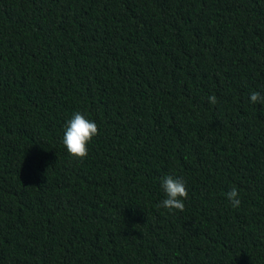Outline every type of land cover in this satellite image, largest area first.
Masks as SVG:
<instances>
[{"label": "trees", "instance_id": "1", "mask_svg": "<svg viewBox=\"0 0 264 264\" xmlns=\"http://www.w3.org/2000/svg\"><path fill=\"white\" fill-rule=\"evenodd\" d=\"M253 91L264 0H0V264H264ZM77 111L98 126L83 161Z\"/></svg>", "mask_w": 264, "mask_h": 264}, {"label": "clouds", "instance_id": "2", "mask_svg": "<svg viewBox=\"0 0 264 264\" xmlns=\"http://www.w3.org/2000/svg\"><path fill=\"white\" fill-rule=\"evenodd\" d=\"M207 99L213 105L217 102L215 95L209 96ZM250 101L252 103H264V96L259 92L253 91L250 93ZM97 135V124L77 111L66 123L63 145L72 158L83 161L88 155L89 143ZM161 187L166 198L161 201L159 206L170 211L175 209L182 212L185 207L183 201L188 197L185 182L182 179L166 176L161 182ZM227 199L233 207H239L240 199L236 188H232L227 193Z\"/></svg>", "mask_w": 264, "mask_h": 264}]
</instances>
